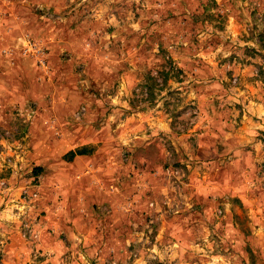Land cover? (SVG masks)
<instances>
[{"label": "rangeland", "instance_id": "374dc122", "mask_svg": "<svg viewBox=\"0 0 264 264\" xmlns=\"http://www.w3.org/2000/svg\"><path fill=\"white\" fill-rule=\"evenodd\" d=\"M0 264H264V0H0Z\"/></svg>", "mask_w": 264, "mask_h": 264}, {"label": "trees", "instance_id": "16d2710c", "mask_svg": "<svg viewBox=\"0 0 264 264\" xmlns=\"http://www.w3.org/2000/svg\"><path fill=\"white\" fill-rule=\"evenodd\" d=\"M89 153V151H87L86 148H79V149H76L74 151H70L68 152L65 156H64V159L65 161H72L74 159V157L76 156H81V155H87ZM42 171V169L40 167H37L34 169V172L36 175L40 174Z\"/></svg>", "mask_w": 264, "mask_h": 264}, {"label": "crops", "instance_id": "0c3cea01", "mask_svg": "<svg viewBox=\"0 0 264 264\" xmlns=\"http://www.w3.org/2000/svg\"><path fill=\"white\" fill-rule=\"evenodd\" d=\"M74 158H76V159H81V158H86V156L85 155H81V156H76V157H74Z\"/></svg>", "mask_w": 264, "mask_h": 264}]
</instances>
